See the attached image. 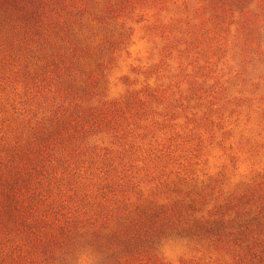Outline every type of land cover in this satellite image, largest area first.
Returning <instances> with one entry per match:
<instances>
[{
    "label": "rangeland",
    "instance_id": "rangeland-1",
    "mask_svg": "<svg viewBox=\"0 0 264 264\" xmlns=\"http://www.w3.org/2000/svg\"><path fill=\"white\" fill-rule=\"evenodd\" d=\"M0 264H264V0H0Z\"/></svg>",
    "mask_w": 264,
    "mask_h": 264
}]
</instances>
